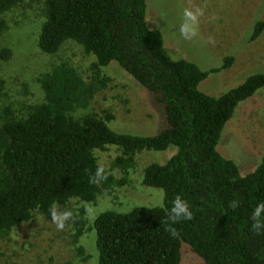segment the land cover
<instances>
[{
	"label": "trees",
	"instance_id": "1",
	"mask_svg": "<svg viewBox=\"0 0 264 264\" xmlns=\"http://www.w3.org/2000/svg\"><path fill=\"white\" fill-rule=\"evenodd\" d=\"M40 4L46 17L41 50L53 54L75 43L93 57L94 75L86 80L66 61L53 64L37 79L43 90L39 102L10 95L9 80L0 76V238L37 214L51 218L54 203L63 211L75 200L96 202L104 190L128 182L138 153L176 146L166 162L144 169L143 183L164 190L163 205L106 210L87 227L84 204L72 213L75 239L93 227L100 264H180L183 242L200 256L197 264H264V229L254 232L251 219L252 210L264 201V157L244 175L217 149L238 104L264 87V73L219 97L205 93L200 83L221 68L203 70L192 61L173 59L163 33L149 25L147 0H0V36L9 27L6 17L15 19L12 10L39 9ZM263 25L257 23L251 40ZM10 57L9 49L0 50V70ZM231 59L225 58L224 67ZM112 61L164 106L168 126L160 133L117 132L109 126L112 112L93 110L95 95L110 80L100 73ZM110 146L119 155L107 169L95 151ZM176 196L188 202L193 219L177 223L173 237L164 221ZM232 201L238 202L235 209ZM0 264L11 263L0 254Z\"/></svg>",
	"mask_w": 264,
	"mask_h": 264
},
{
	"label": "rangeland",
	"instance_id": "2",
	"mask_svg": "<svg viewBox=\"0 0 264 264\" xmlns=\"http://www.w3.org/2000/svg\"><path fill=\"white\" fill-rule=\"evenodd\" d=\"M29 9L15 8V19L6 15L9 27L0 36V50L9 49L11 57L3 62L0 76L9 80L8 93L17 99L39 102L43 90L37 79L53 64L66 61L76 67L86 80L93 78V57L81 46L68 43L57 53H44L39 46L42 25L46 20L41 4ZM158 14L149 18V9ZM185 8L200 10L198 35L185 40L179 33ZM147 16L152 29L163 33L165 46L173 59H186L203 70L212 71L199 85L205 93L219 97L254 75L264 73V25L251 40L258 22L264 23V0H147ZM72 41V40H70ZM232 56L228 67L225 58ZM62 58V60H61ZM101 77L110 80L94 97L95 112L110 111L114 119L109 126L120 133L154 135L168 124L164 106L152 93L124 70L117 61L102 69ZM30 84L28 93L24 87ZM107 151L97 149L100 164L107 169L119 155L116 146ZM217 149L233 159L242 174L253 171L264 157V87L241 101L233 117L226 123ZM177 151L170 146L163 151L143 150L136 156V165L129 172L128 182L110 192L104 190L94 203H70L72 213L86 205L89 227L106 210L129 212L136 206H161L164 190L143 183L144 169L151 163H164ZM118 177L120 169L113 170ZM59 211H62L58 209ZM65 211V210H63ZM76 225L70 220L58 230L52 218L37 214L29 222L18 225L7 237L0 238V254L11 264H100L96 231L89 228L77 240ZM180 264H197L200 256L183 242Z\"/></svg>",
	"mask_w": 264,
	"mask_h": 264
},
{
	"label": "clouds",
	"instance_id": "3",
	"mask_svg": "<svg viewBox=\"0 0 264 264\" xmlns=\"http://www.w3.org/2000/svg\"><path fill=\"white\" fill-rule=\"evenodd\" d=\"M202 11H193L191 8H185L183 12V22L179 25V33L185 40H192L198 35V21L199 16L202 15ZM100 171H97L93 182L99 177ZM230 207L235 209L238 207L237 201H232ZM50 214L53 223L56 224L58 230H63L66 223L73 218V214L69 210L59 211L57 205L54 203L50 207ZM193 212L190 210L189 204L181 196H176L172 201V206L167 212V219L164 221L165 231L171 236L175 237L178 235L175 225L182 220H192ZM251 219L252 230L259 232L264 229V201L256 205L252 210Z\"/></svg>",
	"mask_w": 264,
	"mask_h": 264
},
{
	"label": "crops",
	"instance_id": "4",
	"mask_svg": "<svg viewBox=\"0 0 264 264\" xmlns=\"http://www.w3.org/2000/svg\"><path fill=\"white\" fill-rule=\"evenodd\" d=\"M149 14H150V17L155 15V14H158V11L156 10V8L154 7L152 9V7L149 9Z\"/></svg>",
	"mask_w": 264,
	"mask_h": 264
}]
</instances>
